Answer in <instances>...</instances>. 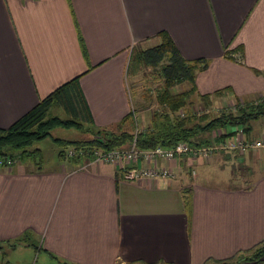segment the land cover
Masks as SVG:
<instances>
[{"label": "crops", "instance_id": "1", "mask_svg": "<svg viewBox=\"0 0 264 264\" xmlns=\"http://www.w3.org/2000/svg\"><path fill=\"white\" fill-rule=\"evenodd\" d=\"M162 31L186 58L209 60L200 92L264 94V0H0V126L77 76L94 124L116 126L134 107L130 49ZM261 122L250 140L264 137ZM223 151L164 161L175 178L143 181L89 159L0 164V255L25 245L55 264H202L250 249L264 241V149ZM227 162L252 178L209 180Z\"/></svg>", "mask_w": 264, "mask_h": 264}, {"label": "trees", "instance_id": "2", "mask_svg": "<svg viewBox=\"0 0 264 264\" xmlns=\"http://www.w3.org/2000/svg\"><path fill=\"white\" fill-rule=\"evenodd\" d=\"M159 35L161 37L159 44L136 49L130 56L127 66L128 74H136L143 68L152 67L154 71L146 72L157 81H161L155 88L159 106L151 110L149 122L145 126L139 128L137 113L141 111V107H138V104L116 126L97 127L77 76L43 97L10 126H0V159L4 161L2 164H8L9 157L21 159L33 157L36 160V153L41 154V148H31L32 144L35 140L50 135L51 129L56 125H74L84 130L88 129L87 135L79 139L56 138L70 145V149L76 150V154L69 156L67 150L62 149L60 155L79 168L91 158V152L95 148L127 147L135 137L137 145L141 148L175 146L182 140L194 146L213 145L234 135L238 126L244 127L247 136L250 130L249 126H245L246 123H250L252 119H264V94L253 99L238 100L235 109L229 106H224L220 111L209 109L197 112L192 109L193 95L206 106H212L215 96H222L224 91H233V88L229 85L214 92H200L197 74L208 67L209 60L188 59L181 53L168 32L162 31ZM230 52L226 50V56L234 58ZM256 72L264 75L262 70ZM180 82H188L189 87L174 90V86ZM54 106L61 107L68 116L63 118L58 114H52ZM81 149L84 150L83 153L80 152ZM184 197L190 206L191 188L185 189ZM263 260L264 241L250 249L240 250L228 258H210L202 264H261ZM143 263L175 264L166 261Z\"/></svg>", "mask_w": 264, "mask_h": 264}, {"label": "rangeland", "instance_id": "3", "mask_svg": "<svg viewBox=\"0 0 264 264\" xmlns=\"http://www.w3.org/2000/svg\"><path fill=\"white\" fill-rule=\"evenodd\" d=\"M154 42L148 43L146 46L152 45ZM140 47H143L141 44L134 45L130 49V56L134 53V51ZM146 70L154 71L152 67H147L141 69L136 74H128V87L129 91L132 94V101H134L133 105L141 107V111L137 113V117L139 120V128L145 126L149 117L151 115V110L156 108L158 105L157 97H156V85L161 82L157 81L152 75H150ZM189 87L188 82H180L174 86V90H183ZM242 98L232 97L230 96L229 91H224L222 96H215L212 106H206L197 96L193 95V103L191 104L192 109L196 110L197 112H203L209 109H214V111H220L224 106H229L232 109H235L238 100L240 101ZM52 114H58L59 116L66 118L68 115L67 113L58 106H54L51 111ZM140 113V114H139ZM262 118L252 119L250 123H246L245 126H249V130L254 133L258 129ZM88 127V126H87ZM88 129L84 130L76 126H62L56 125L51 129V134L34 141L31 148L39 147L41 148V154L36 153V160H38L37 166H44L47 168H52L56 165L57 162H62L66 160L62 158L60 155V151L62 149L70 150V145L63 143L61 140L56 138H63V139H79L85 137L87 135ZM264 149V148H263ZM222 152V151H221ZM225 152V151H223ZM64 159V160H63ZM68 161V159L66 160ZM228 164H224L225 166L217 167L214 169L210 175L209 180H213L221 185H227L230 182L235 183L236 181L239 182L241 178L245 177V179L252 178V173L247 174H240L243 171V168H239L238 166L233 167L232 163L227 162ZM236 165H238L236 163ZM245 168H248L247 165H244ZM248 172V170H247ZM240 174V175H238ZM235 175L237 177H235ZM231 178L228 179V177ZM234 181H233V178ZM239 177V178H238ZM236 180V181H235ZM40 252L37 253V250L33 247L29 246H19L16 249L11 250L9 253L5 252L0 255V264H55L53 261L49 260V257L45 254ZM12 263H10V262ZM133 264V263H132ZM140 264V263H137ZM144 264V263H142Z\"/></svg>", "mask_w": 264, "mask_h": 264}, {"label": "built area", "instance_id": "4", "mask_svg": "<svg viewBox=\"0 0 264 264\" xmlns=\"http://www.w3.org/2000/svg\"><path fill=\"white\" fill-rule=\"evenodd\" d=\"M246 146L264 148V137L250 140L246 136L244 127H237V132L234 136L227 137L225 140L213 145L194 146L182 140L175 146L158 145L151 148L139 147L137 145V138L135 137L127 147L111 149L95 148L91 152L89 161L120 164L122 165L124 178L129 180L173 179L176 177V170L170 165H162V162L179 161L185 155L192 158L208 159L219 150L231 151L234 149H244ZM80 152L83 153L84 150L81 149ZM74 154H76V150L71 148L68 151V155ZM16 159L18 158L9 157L7 163L12 164ZM0 163L2 164L4 161L0 159ZM193 174H196V169H193Z\"/></svg>", "mask_w": 264, "mask_h": 264}]
</instances>
